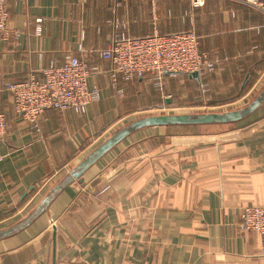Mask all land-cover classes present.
<instances>
[{"label": "crops", "instance_id": "obj_1", "mask_svg": "<svg viewBox=\"0 0 264 264\" xmlns=\"http://www.w3.org/2000/svg\"><path fill=\"white\" fill-rule=\"evenodd\" d=\"M0 38V231L28 218L101 143L147 116L239 103L264 89V17L232 0H9ZM129 37L194 31L211 73L120 80L101 57ZM72 58L98 68L99 102L49 109L33 130L7 83ZM174 99V100H173ZM186 101V103H184ZM190 101V102H189ZM192 101V102H191ZM233 111V110H232ZM109 187L102 195L104 188ZM264 208V104L237 123L153 127L131 134L60 192L26 228L0 240V264H264V234L242 232L241 211Z\"/></svg>", "mask_w": 264, "mask_h": 264}, {"label": "built area", "instance_id": "obj_2", "mask_svg": "<svg viewBox=\"0 0 264 264\" xmlns=\"http://www.w3.org/2000/svg\"><path fill=\"white\" fill-rule=\"evenodd\" d=\"M8 1L0 0V38L4 40L11 34ZM232 1L249 6L264 17V0ZM204 4L205 0H191L192 8H200ZM115 28L111 43L101 57L111 63L109 75L119 95L123 94V90L118 88L120 80L130 83L135 78L150 75L155 87L163 89L166 75L211 73L221 61L200 51L194 31L155 32L150 36L133 38L121 31V25L115 24ZM97 72V67L72 58L62 66L44 69L42 78L31 75L23 82L7 83L5 88L13 95L16 112L33 130L39 131V119L49 109L85 113L90 104L100 101L99 89L90 88L88 84L90 77ZM6 131V117L0 114V140ZM108 189L104 188L99 194ZM239 228L242 232L264 234V208H243Z\"/></svg>", "mask_w": 264, "mask_h": 264}, {"label": "water", "instance_id": "obj_3", "mask_svg": "<svg viewBox=\"0 0 264 264\" xmlns=\"http://www.w3.org/2000/svg\"><path fill=\"white\" fill-rule=\"evenodd\" d=\"M191 76L199 79V73H192ZM264 104L263 91L246 107L238 110L222 113H196V114H163L153 115L137 119L122 127L111 137L101 143L84 160H82L68 175H66L42 200L33 213L16 226L0 231V240L13 235L26 228L49 207L53 199L64 189L75 181H81L83 174L116 146L127 139L131 134L146 128L173 127V126H204V125H225L242 121L255 113Z\"/></svg>", "mask_w": 264, "mask_h": 264}, {"label": "rangeland", "instance_id": "obj_4", "mask_svg": "<svg viewBox=\"0 0 264 264\" xmlns=\"http://www.w3.org/2000/svg\"><path fill=\"white\" fill-rule=\"evenodd\" d=\"M255 98H256L255 95H251V96H248V98L246 100H244V102L242 101V102H239V103H205L204 104V108L205 109L196 110L193 113H189V114H196V113H222V112H228V111H232V110H238V109H241L243 107H246ZM184 103H186V101ZM182 111L184 112V110H175L174 113H172V114H179V112H182Z\"/></svg>", "mask_w": 264, "mask_h": 264}]
</instances>
